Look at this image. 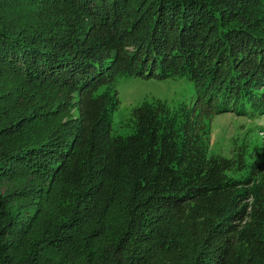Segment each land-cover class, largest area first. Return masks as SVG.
Wrapping results in <instances>:
<instances>
[{
  "label": "trees",
  "instance_id": "16d2710c",
  "mask_svg": "<svg viewBox=\"0 0 264 264\" xmlns=\"http://www.w3.org/2000/svg\"><path fill=\"white\" fill-rule=\"evenodd\" d=\"M133 75L199 110L113 133ZM221 113L264 115V0H0V264H264V148L211 153Z\"/></svg>",
  "mask_w": 264,
  "mask_h": 264
},
{
  "label": "rangeland",
  "instance_id": "374dc122",
  "mask_svg": "<svg viewBox=\"0 0 264 264\" xmlns=\"http://www.w3.org/2000/svg\"><path fill=\"white\" fill-rule=\"evenodd\" d=\"M119 106L113 112V133L127 135L135 130L134 110L143 103H163L171 110L182 103L198 106V91L187 77L158 78L133 75L120 78L116 87ZM264 115L260 118L236 115L235 113L215 114L211 121V153L226 156L232 154L236 144L259 143L264 148Z\"/></svg>",
  "mask_w": 264,
  "mask_h": 264
}]
</instances>
